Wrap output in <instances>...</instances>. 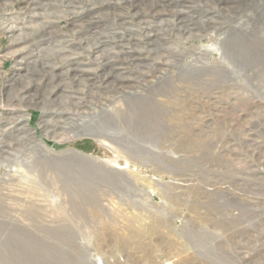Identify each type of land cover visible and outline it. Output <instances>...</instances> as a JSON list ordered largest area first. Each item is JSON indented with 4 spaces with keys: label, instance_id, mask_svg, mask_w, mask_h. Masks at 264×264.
<instances>
[{
    "label": "rangeland",
    "instance_id": "obj_1",
    "mask_svg": "<svg viewBox=\"0 0 264 264\" xmlns=\"http://www.w3.org/2000/svg\"><path fill=\"white\" fill-rule=\"evenodd\" d=\"M36 5L43 14L31 17ZM75 10L97 25L95 40L81 36L87 25L73 27ZM223 25L257 28L261 58L237 66L226 54L227 65L213 50ZM263 36L264 0H0V181L19 175L34 204L32 222L0 218L33 235L30 248L0 249V264H264ZM106 57L119 75L114 86L102 82ZM70 58L89 64L95 85L64 74ZM136 88L159 91L168 105L165 120L140 119L143 129L119 133L132 150L76 129V101L108 103ZM32 134L47 151L31 149ZM36 153H77L104 170L70 196ZM75 164L68 169L80 173Z\"/></svg>",
    "mask_w": 264,
    "mask_h": 264
},
{
    "label": "bare ground",
    "instance_id": "obj_2",
    "mask_svg": "<svg viewBox=\"0 0 264 264\" xmlns=\"http://www.w3.org/2000/svg\"><path fill=\"white\" fill-rule=\"evenodd\" d=\"M38 9H40L38 5L33 6L32 11L30 12L31 13V17H38L41 14H43V12L37 11ZM80 13H82V14H80ZM177 13L181 14L182 10L178 11ZM174 14H175V12H174ZM72 15H73V17H75V20L72 23L73 27H76L78 25H85V26L87 25L86 26L87 27V32H84V35H81V36H83V37L88 36L87 38H89V39L90 38H94V40H95L96 36L99 34V32H97V28H96L97 25H95L96 27L94 26L93 21H91L90 17L87 18L86 14H83L82 11H77V10L72 12ZM244 16H246L245 13H244V15H240L239 22L242 21V18ZM218 27L219 28L216 29V34L220 38V47L216 43V44H214V49L213 50L221 52V56H222L221 58L224 61H226L227 65L230 64V61L227 59L226 54L228 55V57L231 56V55L233 56L237 66L240 65L241 61L246 62V61L254 60V59H257V58H261V57H259L260 55L259 56L257 55V53H258L257 49L259 48V47L257 48V46L259 45V43L261 44V42H262L261 39L262 38L259 37L257 28L254 29V30L252 28V30H250V31L249 30L248 31L247 30H243L244 31L243 32V31H241V29L239 27L237 29H234L236 26L234 28H231L232 25H227V26L223 25L222 27L221 26H218ZM13 29H15L14 26H10L9 27L10 31H13ZM232 29L235 30V31H232ZM21 30L22 29L20 27V31ZM74 30L78 31L77 28H74ZM259 31H260V29H259ZM42 32H44V34H47V33L50 34L52 31H51V29H48V30L44 29ZM182 32H184V31H182ZM148 33H149V31H148ZM148 33L146 35H148ZM111 35H112V33H111ZM26 37H27V35L25 37H23V38L21 37L22 39H20V40L26 41V39H27ZM243 37H244V39H242ZM13 40H15V39H13ZM263 42H264V36H263ZM116 43H117V41H116ZM250 45H251V47H250ZM253 46H255V47H253ZM252 47L254 49H252ZM250 49H252L251 52H250ZM262 51H264V45H263ZM10 52L13 53V54H21L22 51H17L16 50V51H10ZM102 56H104V55H102ZM263 56H262V58H263ZM95 57H97V56H95ZM99 57H97V58H99ZM109 59L110 58L106 57V59H105L106 61H105L104 66H106V67H110L111 66ZM66 63H67V67H66V69L63 72H64V74H67L69 76V78L73 82H77V84H80V83H83V82H85V83L89 82V83H91L93 85L96 84V81H95V78H94L93 74L91 73V75H90L88 73L90 71V70L87 69L89 64L86 63L85 60L77 59V61H76L75 59H71L70 58L69 61H67ZM43 66L44 65H42V67ZM110 68L108 70L109 72L107 71L106 74H104L102 82L105 85L114 86V83L117 82L116 81V76L118 75V73L117 74L113 73L114 69H112V68L110 69ZM70 72H72V73H70ZM64 74H60L59 77H63ZM161 77H164V76H161ZM168 79H170V78H168ZM172 79H173V77L171 78L170 82L173 83ZM216 79H215V81H216ZM216 82L218 84V81H216ZM122 83L123 82L120 81V84H122ZM160 84L164 85L163 83H160ZM168 84H169V82H168ZM156 86H153V88L156 87ZM118 87L122 88L123 85L122 86H118ZM166 87H167V84H166L165 88ZM149 88H150V86H149ZM174 88L175 87L173 86L172 89L174 90ZM78 89H80V87ZM92 89L93 88H91V90ZM123 89H125V88L123 87ZM157 89H158V86H157ZM170 89L168 88V89H166V91H169ZM135 90L136 91L134 93L125 92L123 90L124 91L123 95L118 96V97H113V95H112L113 98L111 97L110 99H108L107 100L108 103L95 102L93 104L91 102L92 105H90V106L89 105L88 106L87 105L81 106V104H79V100L76 101L78 103H76L75 105H76V108L78 110L76 112L74 111L75 112L74 114L78 117L77 119L79 121V122L76 121V123H75V124H77L76 125V129H81L86 135H89L91 137L97 138L98 140H101V142L105 146L111 147L117 152H119L118 150L122 149L120 146L123 145V144H121L120 141L125 142V144H130V145H128V146L126 145L124 147L125 148L129 147V149L132 150L133 145H131V141L130 142L128 141V139H127L128 136L125 137V135L123 133H122L123 135H121L119 133H121L122 131H124V132L125 131H131V129L136 131L137 129H139L140 124L143 125L142 128H141V129H143L144 128V121L140 120V119H145V120L146 119H149V120L150 119H153V120L154 119L155 120L156 119H161L162 115H163L162 111L163 112L166 111V106H164V105H168V104L161 105L162 103L160 104V101H159V97L160 96L157 98V95H156L157 91H155V95L154 96L153 95L151 96L150 94H146V93L144 94V92H142V91L146 90L145 88L144 89L140 88L139 90H137V88H136ZM26 92H27L26 90L22 91L21 95L23 97H25V95H27ZM149 92L152 93L153 91L152 92L149 91ZM119 93H120V91H119ZM157 93L160 94L159 91ZM163 93H165V92H163ZM211 93H213V92H211ZM152 94H154V93H152ZM161 95L163 96L164 94L161 93ZM93 96L95 97V95H93ZM170 96H171V91H170ZM165 97H167V96L165 95ZM104 101H105V99H104ZM171 111H169V112H171ZM169 112L167 113V115L169 114ZM44 114H45V112H44ZM154 115L156 117H153ZM168 116H164V117H168ZM7 119L9 120L11 118H7ZM14 119H17L15 121H17V123L20 124V126L18 128V133H20L21 130H24V128H25V125L21 124V123L24 122V119H26V117H25V115H21V116H19L17 118H14ZM43 119H45V117ZM81 119H83V121ZM163 119L165 120V118H162L161 120L163 121ZM8 120H6V123L4 125L8 124ZM2 121L3 120L0 119V126H1V122ZM145 123H147V122H145ZM165 123H166V121H165ZM149 124L150 123H148V125ZM163 125H165V124H163ZM151 127L148 126V131H149V129ZM163 127H162V129H163ZM43 128L45 129V131L48 130V128H49L48 120L46 122L44 121ZM153 128H154V131H157V130H155L156 127L153 126L152 129ZM159 130H160V126H159ZM51 131L53 133V137L55 138L56 135H57L56 131L55 132L53 130H51ZM161 131L162 130H160V132ZM146 132H147V130L145 131V133ZM147 133H149V132H147ZM163 133H164V131H163ZM137 135H138V133H137ZM142 135H143V133L139 134L140 137H143ZM151 136L153 137V134ZM154 136H155V133H154ZM155 137H158V136H155ZM56 138H58V137H56ZM29 139H30L29 141L32 140L31 141L32 145L30 146L31 149L39 148V150L41 152H42V149L44 151H47V149L45 148V145L42 144V141H40L39 139L33 137V134L29 136ZM158 141H159V139H158ZM134 148H136V147H134ZM134 148H133V151H134ZM5 149H3V146L0 145V155H3L5 153H7V150H5ZM141 149H142V151L143 150H148V151H150L152 153H155L154 151H152L150 149H147V148H144V147L141 148ZM9 155L12 156L13 154L10 153ZM41 155L42 154H40V153L39 154H37V153L35 154V156H34L35 163L42 164L43 168L45 167V165H43V164H48L47 167L49 168V170H57V171L59 170L58 171L59 172L58 173L59 178L64 180V181L62 180L63 182L61 184L62 185L61 188L63 189V191L67 190L69 193H71L70 196H74V194L79 196L78 192L81 189H84L86 183H93V181L91 182L89 180H86V178L88 176H90V175H88L90 173V170H89L88 167H86V165L87 166L89 165L91 167L90 168L91 171H93V172H98V171L102 172V170H104V168H102L103 166L100 167V166L96 165V161H92L91 159H89L87 157H84L82 155H79L77 153L76 154H73V153H71V154L70 153H61V154L52 153L51 156L47 157V155H46V157H44V158H42ZM27 157H29V154H28ZM38 157H39V160H37ZM67 159H72L73 161H76V160L78 161V159H79L81 164L79 162H77L75 164L71 160L68 162ZM173 162H176V161H173ZM74 164H75L76 167L80 168L79 171L83 175L80 174L79 172L76 173V169H74L75 173H73V171H71V169H68V168L73 167ZM18 176L19 175L15 174V175H12V177H4L0 181V218H2L3 216H4V218L8 217L12 222H15V223L17 221H21V219L27 221V223L30 222V221L32 222V221H34V214H33V212L31 210H32V207L34 206V204H33V201H31L32 198L28 197L29 195H28L27 192L29 191V189H28L29 187L27 188V186L22 182L21 178L18 177ZM72 180L75 181V183L77 184L76 188L73 187V185H76V184H71L73 182ZM94 180L96 181L97 179L94 177ZM89 186H90V184H89ZM19 202H23L24 204H26L25 206H27V207L29 206V207L28 208L26 207V208H23V209H19V208L16 207L17 203H19ZM30 225L31 224L29 223L28 226H30ZM32 237H33V235H31V233L28 232V228H25V227L17 228L15 226H12V225H9V224H6V223H4V225H3V223H0V249L5 247V248L10 249L12 251L13 250L14 251H18V250L24 249L26 247L30 248L33 245ZM5 238H6L7 241L5 240ZM1 239H3L2 242H1ZM9 240H11V241H9ZM5 243H6V245H5Z\"/></svg>",
    "mask_w": 264,
    "mask_h": 264
},
{
    "label": "water",
    "instance_id": "obj_3",
    "mask_svg": "<svg viewBox=\"0 0 264 264\" xmlns=\"http://www.w3.org/2000/svg\"><path fill=\"white\" fill-rule=\"evenodd\" d=\"M90 175V174H89ZM94 177L97 179L98 176V172H93L91 173V177L89 176L90 180L93 179L94 180ZM100 179V178H99Z\"/></svg>",
    "mask_w": 264,
    "mask_h": 264
}]
</instances>
